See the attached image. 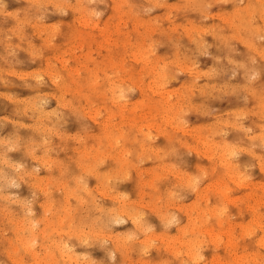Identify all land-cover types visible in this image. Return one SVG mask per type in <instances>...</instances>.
<instances>
[{
  "label": "rangeland",
  "instance_id": "rangeland-1",
  "mask_svg": "<svg viewBox=\"0 0 264 264\" xmlns=\"http://www.w3.org/2000/svg\"><path fill=\"white\" fill-rule=\"evenodd\" d=\"M246 4L247 0H0V264H17L16 259L21 254L25 263L31 262L29 253L18 250L15 259L10 250L13 251L16 239L19 243L17 230L26 235L31 220L44 218L46 213L42 203L48 196L55 202L53 210L57 214L61 207H70V213L76 208L73 199L66 207V197L61 194V189L51 185L52 182L54 186L55 180L63 184L75 183L81 175L84 180V176L87 178V188H95L93 177L87 176V170L81 168L87 162H76V158L85 143H89V133L97 132L105 125L112 126L111 139H107L112 145H106V151L112 149V156L106 153L104 163H97L99 169L103 173L116 169L119 165L116 160L122 159V154L123 161L129 163L131 159V162L129 166L127 163L126 170L118 171L117 177L108 178L109 182L104 180V192L114 196L125 194L131 200L140 198L141 193V204L138 202L136 206L142 212L139 211L144 219L142 222L149 223L144 225L149 226L151 232H134L132 224L125 220L101 225V211L111 205L106 197H112L108 193V196L100 197L92 190L94 201L102 209L89 210L91 206L81 202L76 211L81 212L79 215L86 223L83 226L86 231L88 224L101 223L95 224L100 229L94 228L97 233L100 231L99 236L83 237L86 241L82 243L72 238L74 236L68 238V244L73 247L70 250L79 253L76 259L72 258V264H140L141 261L194 264L182 253L175 255L171 246L165 247L157 240L148 242L145 236L156 231L173 234L176 225L186 222L182 208L187 207L190 212L197 204H216L217 215L210 213L208 219L201 220L207 221L214 232L218 228L217 231L223 234L219 240L212 238L213 243L204 233L199 234L198 243L201 244L197 246L196 254L202 258L198 264H206L217 255L226 260L230 258V252L239 254L246 249L250 259L245 261L248 259L249 262L239 261L264 264V246L259 243V235L263 237L264 234V4L258 3L253 10L247 9ZM79 14H86L83 20H88L84 22ZM51 71L56 72V76L51 77ZM101 83L96 96L90 98L88 88L92 84L97 88ZM100 90L104 93L99 95ZM115 93L118 96L113 95ZM95 109L99 115L93 113ZM130 125L132 127L128 128ZM118 128L122 130L121 136ZM166 133L169 136L172 133L174 139ZM144 134L149 137L145 138ZM165 136H168L167 140ZM140 142L144 145H139ZM147 145L149 147H142ZM120 150L131 152V155ZM140 150L144 153L134 157V152L139 154ZM40 156H49L50 162L47 158L43 161ZM4 157L8 161H4ZM148 170L150 172L146 173ZM88 177L91 178L88 180ZM47 178L51 179L50 184ZM205 186L209 188L205 189ZM217 187L223 192L226 190L224 198ZM205 192H208V203H205ZM243 192H248L250 200ZM153 193L155 208L152 202L149 203ZM255 198L258 203L253 200ZM249 204L253 205L251 211ZM242 205L246 209H242ZM219 206L223 207L222 211ZM254 209L260 212L261 225L255 223L243 231L242 228H247L246 222L252 219ZM236 222H241L242 228ZM232 224L235 230L228 227ZM230 229L231 236L225 235ZM109 231L112 237L116 235L120 239H125V232L134 233L126 245L129 248L112 255L108 247L110 242L101 241L100 236ZM227 236L236 244L238 242V246L234 242L231 244L232 241L229 243ZM144 237L145 244L141 243ZM34 247L35 253L38 252L37 243ZM258 252L263 254V259L255 261L252 255Z\"/></svg>",
  "mask_w": 264,
  "mask_h": 264
},
{
  "label": "bare ground",
  "instance_id": "bare-ground-1",
  "mask_svg": "<svg viewBox=\"0 0 264 264\" xmlns=\"http://www.w3.org/2000/svg\"><path fill=\"white\" fill-rule=\"evenodd\" d=\"M258 3H262V5L264 4V0H260V1H257V3H256V1H254V0H247V9H255L256 7H257V5H258ZM29 7V6H28ZM51 8V7H50ZM55 8V7H54ZM45 9V8H44ZM239 9V8H238ZM257 9H259V8H257ZM34 11V10H33ZM41 11V10H40ZM264 11V10H263ZM89 12H91V11H89ZM91 14V13H90ZM79 15H81V14H79ZM80 18V17H79ZM84 18H86V14H82L81 15V18L80 19H84ZM88 20V18L86 19V20H83L84 22L85 21H87ZM30 50V49H29ZM253 58V57H252ZM110 59H112V58H110ZM109 59V60H110ZM47 62V61H46ZM45 63V62H44ZM114 63L115 62H112V65H114ZM47 64V63H46ZM47 69V68H46ZM51 70L54 72L55 70H53L52 68H51ZM12 71V70H11ZM44 71H46V70H44ZM50 71V70H49ZM48 71V72H49ZM50 72V74H51V77H52V75L53 76H56L55 75V73H53V72ZM45 75H47V73L45 74ZM59 76V75H58ZM57 76V77H58ZM88 76H93L92 74H89ZM50 78V77H49ZM53 78H55V77H53ZM57 80V79H56ZM53 81V80H52ZM52 81H50L51 83H53ZM56 82V81H55ZM55 82H54V84H55ZM113 82V81H112ZM111 82V83H112ZM89 83V81H87L86 82V85ZM108 84H110V83H108ZM2 85V84H1ZM111 85V84H110ZM114 85V84H113ZM101 86H102V83L100 84V86H97V88H95V86L92 84V86H91V88H88V91H87V94H89V97L91 98V97H93L96 93V90L97 89H100L101 88ZM117 86V85H116ZM111 87V86H110ZM118 87V86H117ZM114 88H116V87H114ZM113 88V89H114ZM60 89V88H59ZM110 89V88H109ZM109 89H105V90H109ZM112 89V90H113ZM116 90H119V88L117 89L116 88ZM62 91H64V89L62 90ZM109 92V91H108ZM65 93V92H64ZM100 93H104L102 90H100L99 91V95H100ZM113 93H114V91H113ZM118 93V92H117ZM117 93H115V94H113V95H116ZM5 94V93H4ZM82 94H85L84 92L82 93ZM108 94H110V93H108ZM111 94H112V91H111ZM110 94V95H111ZM52 95V94H51ZM98 95V94H97ZM112 95V97H114ZM120 95V94H119ZM5 96V95H4ZM88 96V95H87ZM96 96V95H95ZM103 96L105 97V95L103 94ZM117 96H118V94H117ZM52 97H53V95H52ZM110 97V96H109ZM108 97V98H109ZM112 97H111V100H112ZM117 98V97H116ZM115 98V99H116ZM115 99H113V100H115ZM62 102V101H61ZM34 103H37V101H35ZM63 103V102H62ZM156 103V102H155ZM154 103V104H155ZM58 104V103H57ZM160 103L158 102V105H159ZM32 105H34V104H32ZM63 105V104H62ZM169 105H170V103H169ZM60 106H61V104H60ZM69 106V105H68ZM101 106V105H100ZM156 106V105H155ZM172 106V105H171ZM64 107V106H63ZM34 108V107H33ZM83 108V107H82ZM166 108H168L169 109V107H166ZM172 108V107H171ZM80 109V108H79ZM167 110V109H166ZM23 111V110H22ZM95 111L96 112H94V110H93V113L95 114V113H97L98 112V115H99V111L98 110H96L95 109ZM165 111V110H164ZM163 111V112H164ZM168 112L170 111V109L169 110H167ZM166 111V112H167ZM90 113H91V111H89ZM92 113V114H93ZM161 113V112H160ZM164 114H166V115H168L167 113H164ZM39 115V114H38ZM89 115V114H88ZM91 115V114H90ZM89 115V116H90ZM97 115V114H96ZM91 117V116H90ZM89 117V119H93V118H90ZM92 117H94V115L92 116ZM42 118V117H41ZM40 118V119H41ZM88 118V117H87ZM96 118H98V117H96ZM6 119V118H5ZM44 119V118H43ZM160 119V118H159ZM166 119V118H165ZM165 119L163 120L164 122H165ZM35 120V119H34ZM94 120V119H93ZM97 120V119H96ZM102 120V119H101ZM107 121V120H106ZM167 121V120H166ZM18 122V121H17ZM50 122V121H49ZM95 122V121H94ZM104 122V121H103ZM133 122V121H132ZM160 122H162V120L160 121ZM163 122V123H164ZM102 123V122H101ZM107 123V122H106ZM105 123V124H106ZM113 123V122H112ZM167 123V122H166ZM171 123V122H170ZM22 124V123H21ZM104 123H103V125H105ZM115 124H117V123H115ZM131 124V123H130ZM136 124V123H135ZM112 125V124H111ZM133 125V124H132ZM165 125V124H164ZM164 125L162 126L163 128H164ZM167 125V124H166ZM35 126V125H34ZM46 126V125H45ZM168 126V125H167ZM92 127H93V125H92ZM106 127V128H105ZM105 127L103 126V128L101 127L100 128V130L99 131H97V132H93V133H89V135H88V138H89V143L88 142H86L85 143V146L84 147H86L87 149H84V147H83V149H82V151H81V154H80V156L78 157V158H76L77 160H76V162L78 161V162H83V161H85V162H87L86 163V165H85V167H83V164L81 165L82 167V169H86L87 170V172L85 171V173L87 174V176H88V174L89 175H91L92 177H93V179H94V185H95V188H91V189H89V188H87V186H89V185H86V176H84L85 177V180H84V178H82V176L80 175V173H79V171L80 170H77L78 171V175H80L79 177V179L78 180H74V182L75 183H70V184H67V183H65V184H63V183H61V182H59V181H56L55 179V186H54V182H52L51 183V179H52V177H51V179L50 178H47L46 180L47 181H49V184L51 183V185L53 186V187H55L57 190L59 189H61V194H63V196L64 197H66V203H67V205H66V207H68V206H70V204H69V200L70 199H73L76 203H75V206H76V208H74V210H73V212L72 213H70L69 211H68V209L70 208H63V207H61V208H59V211H58V214L56 213V210H53V208H54V204H55V202H53V200H50V196H48L44 201H43V209L45 210L44 211V213H46V214H49V216H47L46 214H45V216L42 214V217L44 216V218L43 219H41L40 218V220H38V219H33V220H31V222H29V220H28V222L30 223V225H31V223H32V225L29 227L28 225H26V226H28L29 227V231L27 232V228L25 229L26 230V235L25 234H22L21 232H19L18 230H17V234H16V236H17V238H18V240H19V243L17 242V239L15 240L16 241V245L15 246H13V251H12V249L10 250L11 252H14V253H11V255H15V259H16V254H17V252H18V250H21V252L23 253H29V257H30V259H31V262H30V260H29V262H28V264H72V258H75L76 259V254L78 255L79 253H74V251H73V249H71L70 250V248H73V247H71L70 246V244H68V242H67V240H69L68 238L69 237H72V236H74V237H72V238H75L77 241H79V242H85L86 240L84 239L83 240V237H85V238H88V239H91L92 237H96V236H99L98 235V233L100 232L99 231V229L101 228V227H97V228H99L98 229V233H97V230H95V229H97L96 228V226H95V224H101V225H105L106 223L108 224V223H113V222H118V221H120L121 222V220H125V221H129V224L131 223L132 225V228H133V231L134 232H136V231H138V232H146V231H148V230H150L148 227L149 226H146V225H144L145 223H147V221L145 220V223H143L142 221L144 220L143 219V216H141V214H142V212L140 211V209H138L137 208V203H138V205L139 204H141V197H143L142 195H141V193H140V195L139 196H141L140 198H138L137 200H135V199H133V200H131V199H129V197H127V195H123V196H121V195H117V193H116V195L114 196V195H111V194H109L107 191V193H108V195H110L112 198H109V197H106L107 198V200H109L110 201V203H111V205H109V208H107V209H105V208H103L102 209V207L101 206H99L98 205V202H95L94 201V199H93V191L92 190H95V192L96 193H98L99 195H100V197H102V195H107V193L105 194V192H104V189H105V187H104V185L106 186V184H104V180H106V182L108 181L109 182V180H108V178H114L115 176L117 177V174H118V171L120 170V169H123V168H125V170H126V168H128L127 167V161H123V154L122 153H118V155L119 154H122L121 155V157L120 158H122V159H117L116 161H117V165H118V163H119V165H118V167L115 169L114 167V170H109V171H107V172H105V173H103L102 172V169L100 170L99 169V163L101 164V161H102V163H104L103 161H104V156H106V153H107V156L109 155V156H112V154H110V153H112V149H110V147H111V145H112V143L110 144L109 143V141L107 140V139H109L110 138V136H111V134H110V131H112L111 130V127L112 126H106L105 125ZM119 127V126H118ZM132 126L130 125V127H128V128H131ZM50 128V127H49ZM95 128V127H94ZM96 128H97V126H96ZM113 128H116V126L115 127H113ZM85 129V128H84ZM83 129V130H84ZM119 129V128H118ZM120 130V129H119ZM119 130H117V131H119ZM85 131V130H84ZM83 131V132H84ZM130 131H131V129H130ZM160 131V130H159ZM164 131V130H163ZM169 131V130H168ZM54 132V131H53ZM122 132V130H120V135L119 136H121V133ZM137 132V131H136ZM139 132V131H138ZM34 133V132H33ZM86 133V132H85ZM114 133V132H113ZM124 133H126V132H124ZM161 133V132H160ZM118 134V133H117ZM139 134V133H138ZM159 134V133H158ZM167 134V133H166ZM169 134V133H168ZM167 134V135H168ZM59 135V134H58ZM126 135V134H125ZM145 135V134H144ZM143 135V136H144ZM161 135H163V133L161 134ZM171 135H172V133H171ZM169 136L170 137V139H172L173 137V135L172 136ZM25 136V135H24ZM37 136V135H36ZM114 136H115V134H114ZM118 136V135H117ZM168 136H165L166 138H165V140H167V137ZM261 136V135H260ZM23 137V136H22ZM33 137V136H32ZM116 137V136H115ZM134 137H135V134H134ZM145 138L146 137H149V136H144ZM172 137V138H171ZM35 138V137H34ZM40 138H42V137H40ZM56 138V137H55ZM117 138V137H116ZM120 138V137H119ZM118 138V139H119ZM128 138V137H127ZM142 138V137H141ZM141 138H139V141H140V139ZM144 138V139H145ZM162 138V137H161ZM111 139V138H110ZM115 139V138H114ZM120 139H122V138H120ZM123 139H124V135H123ZM134 138H132L131 140H133ZM149 139V138H148ZM169 139V138H168ZM169 139V140H170ZM174 139V138H173ZM15 140V139H14ZM117 140V139H116ZM130 140V141H131ZM16 141V140H15ZM83 141V140H82ZM115 141V140H114ZM118 141V140H117ZM122 141H129V140H122ZM122 141H120V142H122ZM134 142L135 141H137V143H138V140L136 139V140H133ZM141 141H142V139H141ZM1 142V141H0ZM2 142H3V140H2ZM18 142V141H17ZM31 142V141H30ZM124 142V143H125ZM185 141L183 140V143H184ZM19 143V142H18ZM17 143V144H18ZM69 143H71V142H69ZM127 143H129V142H127ZM126 143V145H128ZM146 144H148L147 142H145ZM168 143V142H167ZM173 143V142H172ZM183 143L181 142L180 144H182V146L181 147H183ZM22 144H23V142H22ZM52 144V143H51ZM89 144V145H88ZM115 144V143H114ZM113 144V145H114ZM129 144H131V142L129 143ZM140 144H143V143H139V145ZM169 144H171V143H169ZM178 144V143H177ZM180 144H179V146H180ZM185 144V143H184ZM3 145H4V143H3ZM24 145V144H23ZM31 145V144H30ZM106 145H108V146H110V147H108V149H110V150H108V151H106L107 150V148H106ZM133 145H135V143L134 144H132L131 146H133ZM144 145V144H143ZM176 145V144H175ZM174 145V146H175ZM10 146V145H9ZM21 146V145H20ZM65 146H66V144H65ZM151 146V145H150ZM177 146V145H176ZM186 146V145H185ZM184 146V147H185ZM12 147V146H11ZM14 147V146H13ZM38 147V146H37ZM121 147H122V145H121ZM142 147H149L148 145L147 146H142ZM141 147V148H142ZM161 147V146H160ZM223 147V146H222ZM19 148V147H18ZM32 148V147H31ZM45 148V147H44ZM47 148V147H46ZM66 148H68V147H66ZM126 148V147H125ZM168 148V147H167ZM224 148V147H223ZM241 148V147H240ZM7 149H8V147H7ZM14 149V148H13ZM114 149V148H113ZM143 149V148H142ZM153 149V148H152ZM163 149V148H162ZM32 149H30V151H31ZM69 150H70V148H69ZM119 150V149H118ZM118 150L116 151V152H118ZM149 150V149H148ZM147 149L145 150V151H148ZM151 150V149H150ZM154 150V149H153ZM160 150V149H159ZM166 150V149H165ZM9 151V150H8ZM20 151V150H19ZM25 151V150H24ZM121 152H125V150L124 151H122V150H120ZM141 151V150H140ZM139 151V154L138 153H136V154H138V155H136L135 154V152H134V157H136V156H139L141 153H142V151H143V153H144V150H142L141 152ZM152 151V150H151ZM155 151H156V149H155ZM158 151V150H157ZM22 152V151H21ZM30 153V152H29ZM126 153H128L129 155H131L130 153L131 152H125V155H126ZM153 153H155L154 151H153ZM31 154V153H30ZM148 154V153H147ZM150 154V153H149ZM222 154V153H221ZM72 155V154H71ZM144 155V154H143ZM146 155V154H145ZM152 155H154L155 156V154H152ZM106 156V157H107ZM141 156V155H140ZM149 156V155H148ZM148 156H146V157H148ZM158 156V155H157ZM32 157H37L36 155H32ZM41 157V159L43 160V161H45V160H49V162H50V159L48 158V157H46V156H40ZM70 157V156H69ZM117 157H119V156H117ZM116 157V158H117ZM125 157V156H124ZM145 157V156H144ZM152 157V156H151ZM158 157H160V156H158ZM263 157V156H262ZM47 158V159H46ZM34 159V158H33ZM52 159V158H51ZM134 159V158H133ZM3 160V159H2ZM8 161L7 159H6V157H4V161ZM105 160H107V162L109 161L108 159H105ZM125 160H128V159H125ZM131 160V159H130ZM129 160V163H128V166H129V164H130V161ZM42 161V162H43ZM67 161H70V160H67ZM73 161H74V159H73ZM46 162V161H45ZM85 162H83L84 164H85ZM106 162V163H107ZM98 163V164H97ZM110 163H111V160H110ZM6 164V163H5ZM97 164V167L95 168V167H93V165H96ZM116 164V163H115ZM43 165V164H42ZM41 165V166H42ZM63 165V164H62ZM64 165H65V163H64ZM70 165V164H69ZM74 165H75V163H74ZM157 165H158V163H157ZM12 166V165H11ZM11 166L9 167V168H11ZM17 166V165H16ZM112 166H113V164L111 165V169H112ZM131 166V165H130ZM153 166V165H152ZM155 167H156V165H154ZM227 166V165H226ZM8 167V166H7ZM62 167V166H61ZM73 167V166H72ZM158 167V166H157ZM212 167V166H211ZM229 167V166H228ZM57 168V167H56ZM71 168V167H70ZM80 168V167H79ZM152 168V167H151ZM151 168H148V169H151ZM160 168V167H159ZM158 168V169H159ZM48 169H49V167H48ZM61 169V168H60ZM64 169V168H63ZM107 169V168H106ZM59 170V169H58ZM76 171V172H77ZM105 171V170H104ZM231 171V170H230ZM3 172V171H2ZM53 172V171H52ZM58 172V171H57ZM60 172V171H59ZM61 172H63V171H61ZM75 172V173H76ZM83 172V171H82ZM148 172H150V170H148L146 173H148ZM151 172H153V171H151ZM234 172V171H233ZM84 172H83V174H85ZM110 173H112V175H110ZM10 174V173H9ZM52 174V173H51ZM50 174V175H51ZM74 173H72V175H73ZM82 174V173H81ZM150 174V173H149ZM148 174V175H149ZM222 174V173H221ZM228 174V173H227ZM8 175V174H7ZM30 175V174H29ZM55 175V174H54ZM153 175H154V172H153ZM228 175H230V174H228ZM34 176V175H33ZM41 176V175H40ZM44 176V175H43ZM53 176V175H52ZM114 176V177H113ZM150 176V175H149ZM227 176V175H226ZM17 177V176H16ZM19 177V176H18ZM59 177V176H58ZM71 177V176H70ZM74 177H75V174H74ZM187 177H189V175L187 176ZM186 177V178H187ZM230 177V176H229ZM237 177V176H236ZM75 178H77V176L75 177ZM74 178V179H75ZM89 178H91V177H88V180H89ZM8 179V178H7ZM189 179V178H188ZM231 179H232V177H231ZM4 180H6V179H4ZM22 180V179H21ZM62 179H60V181H61ZM190 180V179H189ZM11 181H12V179H11ZM10 181V182H11ZM14 181V180H13ZM66 181V180H65ZM3 182V181H2ZM6 182V181H5ZM88 182V181H87ZM111 182H112V180H111ZM210 182V181H209ZM213 182H215V181H213ZM32 183V182H31ZM216 183V182H215ZM46 184H48V183H46ZM212 184V183H211ZM210 184V185H211ZM216 184H218V183H216ZM262 184V183H261ZM12 185V184H11ZM43 185H45V183L43 184ZM61 187H60V186ZM107 185H108V183H107ZM112 185V184H111ZM207 185V184H206ZM209 185V184H208ZM212 185H214V184H212ZM48 186V185H47ZM51 186V187H52ZM58 186H59V188H58ZM137 186V185H136ZM215 186H217V185H215ZM214 186V187H215ZM260 186V185H259ZM263 186V185H262ZM261 186V187H262ZM45 187V190H46V185L44 186ZM44 187H42V188H44ZM93 187V186H92ZM161 187V186H160ZM167 187V186H166ZM206 187L207 188H209L208 186H205V189H206ZM212 187V186H211ZM213 187V188H214ZM220 187V186H219ZM219 187H217L218 188V190H219ZM256 187V186H255ZM48 188H49V190H50V187L48 186ZM204 188V187H203ZM216 188V187H215ZM52 189V188H51ZM56 189L54 190V191H56ZM154 190H155V188H153ZM166 190V189H165ZM209 190H211L212 191V189H209ZM217 190V189H216ZM44 191V190H43ZM52 191H53V189H52ZM203 191V190H202ZM226 191V190H225ZM225 191L223 192V190H222V188H221V190H219V193H222V197L224 198V195H226V194H224L225 193ZM60 192V191H59ZM140 192V191H139ZM199 192V191H198ZM208 192H210V191H208ZM208 192H205L204 194H205V196H204V194L203 193H201V195L202 196H204L205 198H206V194L208 195ZM218 192V191H217ZM41 193H43V192H41ZM142 193L144 194V192L142 191ZM159 193H160V191H159ZM158 193V194H159ZM164 193V192H163ZM212 193H214V192H212ZM251 194L253 193L252 191L250 192ZM46 194H48V192L46 191ZM136 194H137V192H136ZM161 194V193H160ZM195 194V193H194ZM216 194V193H215ZM229 194V193H228ZM243 194H245V196H247V194H248V192H243ZM256 194V192L254 193V195ZM44 195V194H43ZM95 195V194H94ZM107 195V196H108ZM153 195V196H152ZM151 196H149L150 197V199H151V201L149 202V203H151L152 202V206H154L153 204H154V202L152 201V200H154L155 198H154V195H155V193H153ZM156 195H157V193H156ZM196 196H197V194H195ZM213 195V194H212ZM217 196H221L220 194L218 195V194H216ZM258 195V194H257ZM264 195V194H263ZM262 195V196H263ZM3 196H6V195H4L3 194ZM198 196H199V194H198ZM214 196V195H213ZM248 196H249V194H248ZM247 196V197H248ZM259 196H261L260 194H259ZM1 197V196H0ZM55 197V196H54ZM97 197V196H96ZM95 197V198H96ZM99 196H98V198H100ZM159 196L157 195V198H158ZM215 197V196H214ZM250 197V196H249ZM248 197V198H249ZM255 197H256V195H255ZM42 198V197H41ZM59 198V197H58ZM203 198V197H202ZM218 198V197H217ZM237 198V197H236ZM241 198H243V197H241ZM251 198H253V197H251ZM257 198V197H256ZM256 198L255 199H253L254 201H256ZM260 198H262V197H260ZM62 199V198H61ZM219 199V198H218ZM228 200H229V198H227ZM239 199H240V197H239ZM4 200V199H3ZM13 200V199H12ZM85 200V201H84ZM98 200V199H97ZM106 200V201H107ZM201 200V199H200ZM199 200V201H200ZM206 201H205V203L208 201V198H206L205 199ZM220 200V199H219ZM244 200V199H243ZM243 200H242V202H243ZM245 200H248V199H245ZM249 200H250V198H249ZM248 200V201H249ZM252 200V199H251ZM258 200V199H257ZM261 200V199H260ZM57 201V200H56ZM59 201V200H58ZM56 202V203H58L59 204V202ZM104 201V200H103ZM203 201H204V199H203ZM218 201V200H217ZM259 201V200H258ZM258 201H256L257 203H258ZM262 201V200H261ZM62 202V201H61ZM81 202H85L87 205H90L91 207L89 208V210L90 209H92V210H94V211H96V209L98 210H103V211H101V213H102V215H101V220L99 219V221H101V223L99 222H96L94 225H92V224H88L89 226H88V228H89V230L88 231H86L84 228H83V226H85L84 225V221H82V219H81V216L79 215L81 212H78V211H76L80 206H81ZM229 202H231V201H229ZM239 202H241V199L239 200ZM247 202V201H246ZM263 202V201H262ZM65 203V202H64ZM84 203V204H85ZM101 202H99V204H100ZM105 203V202H104ZM196 203V202H195ZM199 203V202H198ZM208 203V202H207ZM221 203V202H220ZM223 203V202H222ZM232 203V202H231ZM245 203V202H244ZM252 203H254L253 201H252ZM256 203V204H257ZM260 203V202H259ZM264 203V202H263ZM19 204V203H18ZM41 204V203H40ZM41 204V205H42ZM102 204V203H101ZM168 204V203H167ZM235 204H236V202H235ZM234 204V205H235ZM255 204V205H256ZM60 205H61V203H60ZM183 205V204H182ZM232 205H233V203H232ZM244 205V204H243ZM243 205H242V207H243ZM16 206V205H15ZM26 206V205H25ZM105 206V205H104ZM149 206H151L150 204H149ZM223 206V205H222ZM246 206H247V203H246ZM249 206H251L250 204H249ZM260 206V205H259ZM19 207V206H18ZM58 207H60L59 205H58ZM220 207V209H221V206H219ZM219 207H217V208H219ZM225 207V206H224ZM240 206H238V208H239ZM252 207H253V205L250 207V211L252 210ZM257 207L258 206H256V209H257ZM17 208V207H16ZM22 208V207H21ZM28 208V207H27ZM55 208H56V206H55ZM83 208V207H82ZM153 208V207H152ZM154 208H155V206H154ZM237 208V209H238ZM32 209V208H31ZM57 209V208H56ZM84 209V208H83ZM82 209V210H83ZM157 209V208H156ZM160 209V208H159ZM242 209H246V207L244 206ZM249 209V208H248ZM1 210H2V208H1ZM23 210V209H22ZM70 210H72V208L70 209ZM161 210V209H160ZM182 210H183V213L185 214L186 213V222H183V224H180V225H176L175 227H176V229H175V232L173 233V234H171V235H169V234H167V233H160V234H158V233H156V232H152V235H149V234H147V235H149V236H145L146 237V239L148 240V242H150L149 240H157V242H160V244H162V245H165V247H167V246H171V250L173 251V253L176 255V253L178 254L179 253V255L182 253V254H184V256L185 257H187L189 260H191L194 264L196 263V264H198V262L200 261V259L202 258H200V256L199 255H197L196 254V248H197V246L199 247V244H201V243H198V237H199V234L200 235H202L203 233H204V235H206V236H208L209 238H211L210 240H211V242H212V238H218V240H219V238L223 235L222 233H220V232H218L217 230H218V228H216L217 230H216V232H214L213 231V229H212V227L210 228V227H208V225H207V221H204V222H202V218H204V219H208V217L207 216H209V214L210 213H212V215H213V213H215V212H218V210L216 209V204H215V206L214 205H212V206H208V204H206V205H204V206H200L199 204H197V206L195 205V206H192L191 207V209H190V212H188V208L187 207H183L182 208ZM223 210V207H222V209L220 210V211H222ZM230 210V209H229ZM257 210H259V209H257ZM19 211H21V210H19ZM141 212V214H140V212ZM219 211V212H220ZM238 211V210H237ZM90 212V211H89ZM92 212V211H91ZM99 213H100V211H98ZM204 212H206V213H204ZM244 212V211H243ZM259 211H257L256 212V210L254 209V212H253V216H252V219L251 220H249V221H247L246 222V227L247 228H242V227H240V223L238 222V224H237V222H236V224L237 225H239V228H242L243 229V231L245 230H248L249 229V227L250 226H252V225H254L255 223L257 224V223H260L259 222V220L261 219V216H260V212L258 213ZM261 212H262V208H261ZM20 213V212H19ZM22 213V215H24L23 214V212H21ZM20 213V214H21ZM160 213V212H159ZM158 213V214H159ZM163 213V212H162ZM162 213H160V214H162ZM224 213V212H223ZM235 213H236V210H235ZM205 214V216L204 217H202L203 215ZM216 214V213H215ZM251 214V213H250ZM263 214V213H262ZM261 214V215H262ZM41 215V214H40ZM86 215V214H85ZM211 215V216H212ZM217 215V214H216ZM24 216H26V215H24ZM27 216H29V215H27ZM163 217H165L166 215H162ZM227 216V215H226ZM263 216V215H262ZM33 217V216H32ZM32 217H31V219H32ZM142 217V218H141ZM161 216L159 215V219H161L160 218ZM162 217V218H163ZM167 217H168V215H167ZM166 217V218H167ZM264 217V216H263ZM29 218V217H28ZM99 218V217H98ZM97 218V219H98ZM216 218V217H215ZM218 218V217H217ZM216 218V219H217ZM226 218H228V217H226ZM167 219H169V218H167ZM203 219V220H204ZM219 219V218H218ZM250 219V218H249ZM13 220V219H12ZM18 220V219H17ZM92 220V219H91ZM96 220V219H95ZM171 220H172V218H171ZM223 220V219H222ZM222 220H220V221H222ZM93 221V220H92ZM92 221H90L91 223H92ZM162 221V220H161ZM218 221V220H217ZM224 221V220H223ZM227 221V220H226ZM225 221V222H226ZM239 221V220H238ZM246 221V220H245ZM262 221V220H261ZM88 222V221H87ZM168 221H166L165 223L166 224H168L167 223ZM170 223L172 222V221H169ZM209 222V221H208ZM15 223L17 224V222L15 221ZM20 223H22V219H21V222ZM165 223H164V225H165ZM174 223H175V221H174ZM227 223V225H228V223L229 222H226ZM232 223H234V222H232ZM16 224H15V227H16ZM28 224V223H27ZM86 224V223H85ZM147 224H149V223H147ZM219 224H221L220 222H219ZM224 224V223H223ZM235 224V223H234ZM234 224H232V226H228V227H230L231 229H232V227L234 226ZM244 224V223H243ZM18 225H19V222H18ZM91 225H92V227H91ZM103 225V226H104ZM163 225V226H164ZM230 225V224H229ZM245 225V224H244ZM258 225V224H257ZM260 225H261V223H260ZM259 225V226H260ZM13 226V225H12ZM21 226H24L23 224H21ZM100 226V225H99ZM168 226V225H167ZM223 226V225H222ZM241 226H242V223H241ZM249 226V227H248ZM20 227V226H19ZM25 227V226H24ZM24 227L22 228V229H24ZM106 227V226H105ZM104 227V228H105ZM108 227V226H107ZM130 227V226H129ZM227 227V228H228ZM235 227H237L236 225H235ZM244 227V226H243ZM263 227H264V224H263ZM12 228V227H11ZM95 228V229H94ZM225 228V227H224ZM254 228V227H253ZM262 228V227H261ZM21 229V230H22ZM230 229V230H231ZM234 230H235V228H233ZM232 229V230H233ZM251 229V228H250ZM260 229V228H259ZM20 230V229H19ZM228 230H229V228H228ZM232 230L231 231H228V233L229 234H225V232H224V234L225 235H230L231 236V232H232ZM255 229H253V231H254ZM133 231H131V232H133ZM223 230H221V232H222ZM256 231V230H255ZM263 231V233H264V230H262ZM151 232V231H150ZM149 231H148V233H150ZM159 232V231H158ZM248 232V231H247ZM14 233V232H13ZM97 233V234H96ZM105 232H102V233H100V236H102V239H101V241L103 240V239H105V240H107V241H109L110 242V245L108 246V247H110V251H111V253H112V255H114L115 256V254L117 253V252H120L121 250L120 249H124V248H126V247H128V246H126L129 242H130V239L132 238V234H134V233H124V235H123V237L125 238V239H120V238H118V236H116V235H114V237H112L111 235H110V231H109V233L107 234H104ZM242 233V232H241ZM252 233V232H251ZM96 234V235H95ZM102 234V235H101ZM222 234V235H221ZM247 234V233H246ZM250 234V233H249ZM139 235V234H138ZM242 235V234H241ZM244 235V234H243ZM229 236V237H230ZM233 237H234V235H232ZM239 236V235H238ZM237 236V237H238ZM245 236V235H244ZM260 236V241H259V238H258V241H259V243H261V246L263 247L264 246V234H263V237H261L262 235L260 234L259 235ZM145 237L143 238V240H142V242L141 243H143V244H145L146 242H147V240H145ZM201 238V237H200ZM240 238V237H239ZM241 238H243V236H241ZM257 238V237H256ZM205 240H206V238H204ZM221 239V238H220ZM226 238H224V240H225ZM227 239H228V242L230 243L232 240H233V238H230V240H229V238H228V236H227ZM232 239V240H231ZM237 239V238H236ZM4 240V239H3ZM95 240V239H94ZM132 240V239H131ZM201 240V239H200ZM203 240V239H202ZM213 240H215V239H213ZM217 240V239H216ZM217 240V241H218ZM90 241V240H89ZM97 241V240H96ZM96 241H94V242H96ZM208 241V240H207ZM256 241H257V239H256ZM257 241V242H258ZM262 241V242H261ZM6 242V241H5ZM98 242L99 243H101L100 241H99V239H98ZM205 243H206V241H204ZM221 242V241H220ZM223 242V241H222ZM227 241L225 242L226 244H228L229 245V243H228ZM235 243V241H232L231 242V244L232 243ZM38 244V252H36L35 253V247H34V245L35 244ZM77 243V242H76ZM198 243V244H197ZM213 243V242H212ZM4 244V243H3ZM5 244H7V243H5ZM132 244V243H131ZM135 244V243H134ZM152 244V243H151ZM225 244V245H226ZM236 244V243H235ZM78 245V244H77ZM97 245V244H96ZM104 245V244H103ZM227 245V246H228ZM237 246H238V242H237V244H236ZM250 245V244H249ZM260 245V244H259ZM4 246H6V245H4ZM74 246V245H73ZM101 246V245H100ZM130 246V245H129ZM144 246H146V245H144ZM160 246V245H159ZM222 246V245H221ZM235 245L233 244V246L232 247H234ZM236 246V247H237ZM251 246V245H250ZM158 247V246H157ZM229 247V246H228ZM231 246H230V248H232ZM235 247V248H236ZM244 247V246H243ZM129 248V247H128ZM169 248V247H168ZM206 248H208V247H206ZM219 248V247H218ZM99 249V248H98ZM253 249V248H252ZM262 249H264V248H262ZM82 250V249H81ZM231 250H233V249H231ZM123 251V250H122ZM166 251H168V250H166ZM9 252V251H8ZM86 253H88V252H86ZM121 253V252H120ZM171 253V252H170ZM252 253V252H251ZM6 254V253H5ZM82 254V253H81ZM126 254V253H125ZM225 254V253H224ZM249 254L250 253H248V251H247V249L244 251V252H241V253H239V254H235V252L234 251H232V253L230 252L229 253V259H221L218 255V257L217 256H214L209 262H206V264H231L230 263V261L229 260H233L234 262H241V261H239L240 259L242 260V262H243V260H244V262H246V263H248L249 261H248V259H250V257L248 258V256H249ZM264 254V253H263ZM263 254H261L260 255V253L258 252V254H253L252 255V259H255V261L257 260V258H261V259H263ZM7 255V254H6ZM174 255V256H175ZM10 256V255H9ZM24 256V255H23ZM23 256H22V254H21V256H19V257H17V259H16V263L17 264H27V263H25L24 262V260H23ZM80 256V255H79ZM111 256V255H110ZM183 256V255H182ZM28 257V258H29ZM109 257V256H108ZM176 257V256H175ZM178 257H180V256H178ZM12 258V257H11ZM26 258H27V256H26ZM27 258V259H28ZM101 258V257H100ZM123 258V257H122ZM246 258H248L246 261H245V259ZM14 258H12V260H13ZM74 259V260H75ZM99 259V258H98ZM11 260V259H10ZM83 260V259H82ZM206 260V259H205ZM76 261V260H75ZM75 261H74V263H75ZM158 261V260H157ZM161 261V260H160ZM241 262V263H242ZM260 262V261H259ZM15 263V262H14ZM77 263V262H76ZM75 263V264H76ZM80 262H78V264H79ZM85 263V262H84ZM203 263H205V262H203ZM202 263V264H203ZM246 263H244V264H246ZM12 264V263H11ZM86 264H91L90 262H88V263H86ZM102 264V263H101ZM140 264H151V263H149V262H143V261H141V263ZM180 264V263H179ZM187 264V263H186ZM240 264V263H239ZM243 264V263H242Z\"/></svg>",
  "mask_w": 264,
  "mask_h": 264
}]
</instances>
